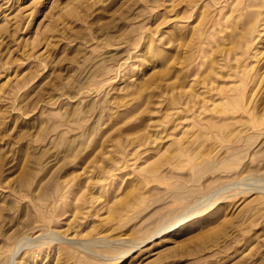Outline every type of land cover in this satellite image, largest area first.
<instances>
[{
    "label": "rangeland",
    "instance_id": "374dc122",
    "mask_svg": "<svg viewBox=\"0 0 264 264\" xmlns=\"http://www.w3.org/2000/svg\"><path fill=\"white\" fill-rule=\"evenodd\" d=\"M0 264H264V0H0Z\"/></svg>",
    "mask_w": 264,
    "mask_h": 264
}]
</instances>
